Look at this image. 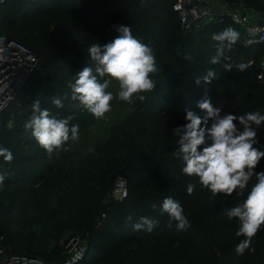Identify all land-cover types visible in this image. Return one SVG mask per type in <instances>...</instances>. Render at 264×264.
I'll list each match as a JSON object with an SVG mask.
<instances>
[{
  "label": "trees",
  "instance_id": "obj_1",
  "mask_svg": "<svg viewBox=\"0 0 264 264\" xmlns=\"http://www.w3.org/2000/svg\"><path fill=\"white\" fill-rule=\"evenodd\" d=\"M152 1L157 3L158 8L166 7L170 14L175 15L180 27L179 15L174 10L177 0ZM220 1L229 9L243 8L254 13L258 21L264 24V0ZM82 2L92 8L94 5L99 6L100 13H95L93 9H82ZM138 4L152 6L147 0H6L0 5V37L26 46L37 59V66L24 87L0 115V143L4 144L2 148L9 149L14 156L10 163L6 162L2 156L0 160L9 166L11 172L18 178L17 181L36 180L30 179L33 175L28 174L30 172L28 160L23 157L21 159L20 156V153L25 152L23 150L18 152V146L15 144L21 137L25 148L35 147L37 157L46 155L49 158L55 152L49 155L38 144L31 131L25 130L24 125L31 115V104L38 99L41 108H47L57 118L72 116L71 123H78L80 130L93 124L97 118L77 101L71 100L68 84L74 81L75 73L79 70L88 65L94 67V62L90 60V54L87 51L91 44L99 42L103 45L115 38L113 31L112 33L109 30L100 32L96 26L98 18L103 16L112 5L132 13L133 26L144 24V29L146 28L143 18L138 16L139 11L136 9ZM52 9L59 10L62 14L76 20L77 29L49 34L45 23H40L37 33L35 27H28V21L33 19L35 14H47ZM229 26L233 27L229 20H225L223 23L188 30L179 34L178 46L174 49L164 46L161 41L151 45L150 48L160 69L157 73L150 74L156 88L152 92L141 93L146 97L144 101H140L138 98L140 94H136L132 104L119 100L120 104L163 118L170 113L172 99L177 96V106L172 111V120L175 123L187 122L186 110H194L204 115L197 107V102L205 97L210 99L214 107H218V98L223 88L224 107L243 92L250 90L253 93L249 95L246 92L245 102L242 105L221 113L222 115L230 113L238 116L252 111L264 114V85L259 84L255 79L258 65L264 58V46L245 48L239 37L235 44L238 48L234 52L232 62L237 63L236 65L253 62V66L242 72V76L237 81H233L237 77L233 75L235 65L229 71V75H226L223 67L224 60L220 64L211 63L217 44L212 36ZM132 34L137 35L135 31H132ZM181 68L186 75H179L178 71ZM209 69L215 70L218 78L210 84H205L201 80V83L197 85L195 80L206 74ZM236 72L240 71L237 69ZM53 98L59 99L63 106L56 107L52 103ZM9 121L13 123L10 129L4 127ZM235 123L239 126L238 121ZM240 127L242 129V126ZM118 134V131H114L103 147L100 163L82 170L74 189L72 228L76 233L83 231L84 228L87 230L95 228L97 230L95 232H104L110 227L101 226L104 222L102 217L105 215L109 220L112 218V224L113 219H116L109 238L112 253L92 247L97 258L96 262L108 264L124 254L121 259L124 264L147 262L183 264L182 258L176 255L181 246L189 244L194 257L202 261L201 264H251L253 260H256L257 264H264V226L252 238L250 247L242 255L236 253V248L228 246L232 241L240 243L244 237L236 236L239 222L235 218L228 219L227 209L236 206L246 198L247 191L252 185L251 181L243 196H238L234 192L232 196L219 194L212 197L208 190L202 188L197 177H189L182 173L183 162L174 156L178 147H173L168 155L159 156L143 153L142 148H138V151L133 153H120L124 150V143L120 141ZM260 135L264 139V124L257 129V138ZM254 147L264 151V141ZM16 156L20 158L18 162L15 159ZM258 167L264 172V158L260 160ZM0 168L3 167L0 166ZM118 180L126 181V197L121 202V211L118 213L112 210L110 215L107 211L108 201H113ZM190 183L196 185L191 195L187 193V186ZM143 184H147L145 189ZM169 197L179 201L184 210L188 209L200 215L205 222L201 237H191V233L196 231L191 224L187 230L183 231H177L175 224L171 229L167 228L168 215L161 214L158 210L153 211L151 205L156 204L159 208L163 200ZM4 214L5 209L0 204V220L3 219ZM129 216L132 217L131 220L128 219ZM144 216L157 221L151 233L133 229V225ZM95 234L99 235V233ZM7 239H12V236L8 235ZM201 241L203 243H200ZM1 244L4 255L7 257L10 255L33 257L31 254L22 253L23 250L13 241L1 242ZM132 251L134 254L131 258L127 255ZM0 264H2L1 257Z\"/></svg>",
  "mask_w": 264,
  "mask_h": 264
},
{
  "label": "rangeland",
  "instance_id": "obj_2",
  "mask_svg": "<svg viewBox=\"0 0 264 264\" xmlns=\"http://www.w3.org/2000/svg\"><path fill=\"white\" fill-rule=\"evenodd\" d=\"M152 4L147 7L145 4H138L136 9L139 11L138 16L143 18L142 26L132 25V13L119 9L117 5H112L103 16L98 18L96 26L98 31H110L116 37L118 26H130L135 31V37L149 47L157 42H162L164 46L174 49L177 48L179 34L185 33L178 26L175 15L163 6L157 7V3L147 0ZM239 3H242L239 1ZM243 5V4H240ZM81 8L84 10L93 9L95 13H100L99 6H86L83 2ZM27 23L28 27H35L36 33L40 23H45L49 34H59L65 30L77 29V21L62 14L59 10L35 14ZM134 28V29H133ZM238 46L234 45L232 50L227 53L231 57L225 61L234 66L233 75L237 76V81L242 73L236 72L237 67L233 61L234 52ZM193 63V62H192ZM233 69V68H232ZM80 71V70H79ZM180 76L186 75L183 68L179 71ZM229 75V71L225 72ZM228 73V74H227ZM107 91L113 93L114 99L111 101V111L106 113L101 119H97L93 124L85 126L79 131L77 141H68L61 149L56 150L53 156L47 158L46 155L37 157L34 146L25 148L24 141L15 142L18 146V152L22 150L26 153H20L21 159L26 158L30 172L33 175L25 182L17 181L16 175L11 172L8 165L0 160V174L6 176L3 186H0V204L5 209V214L0 220V241L2 243L15 242L22 253L31 254L36 264H106L96 262L94 249L99 248L112 253L111 231L112 218L109 220L102 217L104 222L101 226L106 225L108 230L104 232H95V228L83 229L81 232H75L72 228V219L74 217V189L80 173L85 168L94 167L100 163V153L103 147L108 143L114 131L119 132V139L124 143L120 153H133L138 148L143 149V153H152L151 155H168L173 147H178V137L174 136L173 129L182 126L186 122L175 123L172 119V111L177 106V96L173 97L170 113L163 118L156 114L145 113L137 108L124 107L118 99L119 85L113 81ZM221 96L218 98V108L221 113H226L245 102V93L251 95L250 90L243 92L236 99L232 100L229 105L224 107V91L221 89ZM10 129L13 126L12 121L7 122L4 127ZM258 137V143L262 144L263 137ZM4 146L0 143V147ZM28 154V155H27ZM16 161L20 159L19 156ZM20 163V161H19ZM18 163V164H19ZM263 169L258 166L255 172H262ZM139 172V170H137ZM144 175V174H143ZM144 177H142L143 179ZM195 180V177H194ZM143 182V181H142ZM254 178L251 183H254ZM144 183V182H143ZM147 184H143L145 189ZM126 181L118 180L116 190L113 193V201H108L107 211L112 214V210L121 211V187L126 190ZM250 186V185H249ZM189 224L196 228L191 233V237L199 238L203 233L205 222L194 211L184 210ZM99 235L97 236V234ZM8 235L12 239H7ZM204 238V237H203ZM205 239V238H204ZM204 241V240H203ZM201 241L200 243H203ZM236 241L228 244L229 248H236ZM200 245V244H199ZM134 251L127 256L133 257ZM124 254H121L122 257ZM177 257L182 258L183 264H201L192 252L190 245L180 247ZM121 258L108 264H124ZM145 264H157L147 262ZM251 264H257L256 260Z\"/></svg>",
  "mask_w": 264,
  "mask_h": 264
},
{
  "label": "clouds",
  "instance_id": "obj_3",
  "mask_svg": "<svg viewBox=\"0 0 264 264\" xmlns=\"http://www.w3.org/2000/svg\"><path fill=\"white\" fill-rule=\"evenodd\" d=\"M116 31L118 35L111 42L103 45L96 42L88 47L94 67L88 65L76 72L74 81L68 84L71 100L77 101L97 119L111 111L114 96L106 90L113 81L119 85L118 99L132 104L134 95L140 94L139 100L144 101L146 97L141 93H149L156 88L150 74L160 71L153 50L132 34L130 26H118ZM239 37L240 33L231 26L213 34L212 39L217 44L211 63L215 65L222 60H230L227 53ZM223 67L231 71L233 66L224 63ZM236 67L242 73L247 70L248 64L239 63ZM217 78L216 71L209 69L195 83L199 85L203 80L205 84H210ZM52 103L58 108L63 106L56 98H53ZM30 107L31 115L24 125L25 130L31 131L49 155L68 141L79 139L80 125L71 123L72 116L57 118L47 108L42 109L38 99ZM197 107L204 115L186 110L187 122L173 129L174 136L178 137V149L174 156L183 162L182 173L197 177L202 188L208 190L212 197L219 194L232 196L234 192L243 196L254 178L255 182L247 191L246 198L226 212L229 220L235 218L239 222L235 234L244 239L237 244L235 251L242 255L264 226V172H255L264 158V151L254 147L259 142L257 129L264 124V114L252 111L238 116L230 113L222 115L221 108L214 107L207 97L198 101ZM0 156L9 163L14 159L13 153L7 148L0 147ZM5 179L6 176L0 174V186L4 185ZM195 187V184H188L187 193L191 195ZM151 207L153 211L168 215L166 227L169 229L173 224L177 231L187 230L190 226L181 203L173 198H165L159 208L156 204ZM156 224L157 221L144 216L133 225V229L151 233Z\"/></svg>",
  "mask_w": 264,
  "mask_h": 264
},
{
  "label": "built area",
  "instance_id": "obj_4",
  "mask_svg": "<svg viewBox=\"0 0 264 264\" xmlns=\"http://www.w3.org/2000/svg\"><path fill=\"white\" fill-rule=\"evenodd\" d=\"M5 1L0 0V5ZM174 10L179 15L180 27L185 31L229 20L240 33L243 47L264 46V24L248 10L229 9L220 0H177ZM36 66V56L30 49L16 41L0 37V115L22 90ZM252 66L253 62H249L248 67ZM255 79L264 85V58L258 65ZM119 191L121 199H124L126 190L121 187ZM0 257L2 264H36L34 259L25 256H5L1 241Z\"/></svg>",
  "mask_w": 264,
  "mask_h": 264
}]
</instances>
